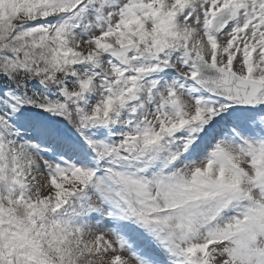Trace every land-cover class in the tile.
Masks as SVG:
<instances>
[{"label":"rangeland","instance_id":"1","mask_svg":"<svg viewBox=\"0 0 264 264\" xmlns=\"http://www.w3.org/2000/svg\"><path fill=\"white\" fill-rule=\"evenodd\" d=\"M145 35L128 67L105 56ZM263 51L264 0H0L18 105L88 129L9 107L0 86V264H264ZM201 59L254 83L255 103L198 87Z\"/></svg>","mask_w":264,"mask_h":264},{"label":"water","instance_id":"2","mask_svg":"<svg viewBox=\"0 0 264 264\" xmlns=\"http://www.w3.org/2000/svg\"><path fill=\"white\" fill-rule=\"evenodd\" d=\"M233 17L234 14L231 11L219 15L214 24V32L217 34L225 29L233 20ZM131 50L130 47L111 49L106 52V55L124 65H128L127 57ZM196 64L199 69V76L195 78V81L207 91L235 103L251 105L255 102L259 92L256 86L242 82L235 74L220 68H214L204 60Z\"/></svg>","mask_w":264,"mask_h":264},{"label":"trees","instance_id":"3","mask_svg":"<svg viewBox=\"0 0 264 264\" xmlns=\"http://www.w3.org/2000/svg\"><path fill=\"white\" fill-rule=\"evenodd\" d=\"M139 24H140V23H139ZM131 27H133V25H130V26L125 27V28L122 30V32H126V31L129 30ZM149 38H150V37H149L148 35H145V36H142V37H131V38H130V40H131L130 43H129V39L124 38V42H125L126 45H129V44H131V43H142V42H145V41H149ZM255 62H256V61H255ZM75 69L77 70L78 67L76 66V67L74 68V70H75ZM79 69H80V68H79ZM79 69H78V70H79ZM34 77H35L34 75H29V76H28L29 80L33 79ZM16 79H17V77H14V76H12L11 79H9V78L3 76V77L0 79V83H1L3 86H5V87H6V86L9 87V88L11 89L12 92L18 94V95L20 96V98L23 99V95H24L25 92H27V91H25V89L22 87V85H19L18 81H15ZM260 79L264 81V78H260ZM253 81L258 82V79H257V78H253ZM29 82H30V81H29ZM28 93H31L32 95H34L33 92L31 91V88H29ZM142 93H143V90H142L141 85L136 86L135 88L130 89L129 92L126 93L127 95H129V97H127V99H128V100H132L133 103H135L136 100H138V97L142 96ZM35 97H37V96L35 95ZM35 97H34V100L40 103L41 100H37ZM122 105H126V103H116V104H114V105H113V108H112L111 111H110L111 113H109V116H112V117H116V118H117V120H115L116 123H118V120H119V117H120V116H124V111H125L126 109H120V107H121ZM126 108L128 109V105H126ZM34 110H35V109H34ZM36 111H37V112H41V111H38V110H36ZM78 115H79V114H78ZM70 123H72V122H70ZM72 124L80 125L81 123L76 122V123H72ZM156 143H157L156 141L152 140V141H149L148 144H146V146H147L148 148L157 149V146H158V145H157ZM170 188H173V189H174L173 186L170 187ZM174 190H175V189H174ZM167 191H168V189L165 190V191H162V192L160 191L159 196H158V197H153L152 202H155V201L157 202V201H159L163 196H168ZM175 191H177V190H175Z\"/></svg>","mask_w":264,"mask_h":264}]
</instances>
